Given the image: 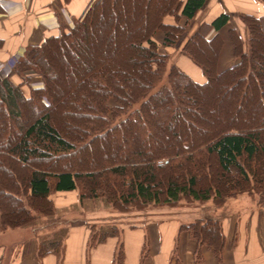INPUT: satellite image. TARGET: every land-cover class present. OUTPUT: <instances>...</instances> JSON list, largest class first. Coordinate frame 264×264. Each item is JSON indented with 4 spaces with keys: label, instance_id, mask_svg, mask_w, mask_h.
<instances>
[{
    "label": "trees",
    "instance_id": "obj_1",
    "mask_svg": "<svg viewBox=\"0 0 264 264\" xmlns=\"http://www.w3.org/2000/svg\"><path fill=\"white\" fill-rule=\"evenodd\" d=\"M205 3L93 0L73 25L64 23L58 35L25 49L0 82V232L54 216L50 196L56 192L77 191L82 204L104 198L122 212L195 203L219 207L243 195L259 196L264 206V17L240 15L249 41L245 45L230 31L239 62L222 72L219 33L229 16L198 27L180 51L202 70L203 84L170 64L171 56L153 39L161 31L166 47L178 45L185 33L180 20L195 19ZM168 16L176 25L165 24ZM212 30L216 35L209 37ZM116 38L120 43L97 57L101 40ZM30 73L41 77L43 87L31 88L26 97L22 87ZM62 74L77 81L71 92L61 84ZM208 92L232 96L219 105L222 115L229 111V123L204 116ZM110 145L115 153L106 152ZM102 150L98 167L92 159ZM96 228L89 247L118 235ZM181 229L221 260L220 221L198 219ZM63 252L64 241L56 238L40 242L37 256L53 254L61 262ZM123 260L121 243L116 264Z\"/></svg>",
    "mask_w": 264,
    "mask_h": 264
},
{
    "label": "crops",
    "instance_id": "obj_2",
    "mask_svg": "<svg viewBox=\"0 0 264 264\" xmlns=\"http://www.w3.org/2000/svg\"><path fill=\"white\" fill-rule=\"evenodd\" d=\"M92 1L0 0V82L10 77L13 70L10 68L11 62L21 56L27 47L39 46L47 38L58 35L62 24L71 25L74 20L80 19ZM224 14L229 16V22L219 33L224 42L222 52L227 47L224 34H228L233 53L230 31L235 30L243 40L246 28L240 15L264 17V2L206 0L195 19L180 20L185 33L178 45L166 47L161 31L153 39L159 48H165L169 55H175L174 64L177 67L195 82L203 84L206 77L190 58L181 53L180 42L189 31L196 32L200 25L212 24ZM164 22L176 25V19L172 16L166 17ZM215 35L216 32L212 30L209 37ZM222 52L218 67L222 61ZM188 59L193 63L192 67L197 68L198 75L193 76L185 69L186 61L190 62ZM229 61L232 64L239 62L234 54L233 58H228ZM27 75H30V83L22 87V91L29 97L31 88H42L43 81L33 73ZM11 80L15 84L21 83L17 75L11 76ZM50 199L57 213L66 215L64 220L53 224L52 220L44 218V221H37L33 225L0 232V264H116V254L121 243L123 264H264V208L258 206L252 197L229 199L219 207L211 203H195L190 205L198 209L180 211L179 208L163 207L138 219L131 216L126 222L116 224L117 236L109 237L93 247H89L92 227L102 225V221L95 219L105 213L87 211L85 206L92 202L87 200L82 204L77 191L56 192ZM198 219L221 222L225 241L221 260L207 246L199 245L191 231L181 229ZM128 220L133 222L127 223ZM56 238L64 241L61 262L53 254L38 259L40 242Z\"/></svg>",
    "mask_w": 264,
    "mask_h": 264
},
{
    "label": "rangeland",
    "instance_id": "obj_3",
    "mask_svg": "<svg viewBox=\"0 0 264 264\" xmlns=\"http://www.w3.org/2000/svg\"><path fill=\"white\" fill-rule=\"evenodd\" d=\"M124 22V19L122 18V23ZM71 25H73V22L71 23ZM246 30V34H244L243 36V41L244 43L247 45L248 41H249V34H248V31L247 29ZM195 33V31H189L185 36L184 38L181 40L180 44L181 46H183V44ZM224 37H226L227 39V47L223 50L222 52V61H221V64L219 65L218 67V71L219 72H222L226 69H229L231 67H233L235 64H232L231 62L232 61H229L227 62L228 58L232 57L233 58V53H232V47H231V43H230V39H229V36L228 34H224ZM104 39V38H103ZM117 40V41H116ZM115 42V43H120V41L116 38L112 41H110L109 44H105V41L101 40V44H100V47L99 49L96 51V55L97 57L102 54H104L105 52L104 51H112L113 49V46H112V43ZM106 48V49H104ZM118 48V51H119V46L116 47V49ZM164 50V51H163ZM160 51L162 53H166L168 54V52L166 51L165 48H160ZM171 56V60H170V64H174L175 62V55H170ZM189 60V59H188ZM190 61V60H189ZM191 62V61H190ZM187 62L184 64V67L187 71H189V73L193 76L195 75H198L199 72L197 70V68H193L192 67V62ZM237 64V62H236ZM75 67H76V63H75ZM203 75V74H202ZM30 75H26V78L28 79V83H30V78H29ZM63 76V74H62ZM80 75L77 73V78L79 77ZM64 77V76H63ZM64 81H60L61 84H65V87L67 88V90H69L71 92V87L72 86H75L77 84V81H74L73 83L70 81V80H66V78L64 77L63 78ZM214 92V91H213ZM213 92H208V95H207V99H208V103L204 104L203 105V108H204V116L206 117V114H208L209 116V121L212 122L214 119L216 118H220L221 120V123L222 124H226V123H229L230 122V116L226 115L228 114V110L225 114L222 115V111L220 110L219 108V105L221 103H224V101L226 100L227 102L226 103H230L229 101H232L231 100V97L232 96H226V95H223L222 94H216L213 93ZM213 93V94H211ZM227 97H229V99H227ZM225 103V104H226ZM72 104V103H71ZM227 105V104H226ZM72 105H67V106H64V112L65 111H68V109H71ZM69 112V111H68ZM218 112L217 115H215V113ZM62 116H63V113H61ZM248 115H252V113H247ZM212 115H214L215 117H213ZM244 115V114H243ZM241 116L240 118L241 119H245L244 117H246L247 115H244V116ZM60 117V121H65L66 122V119L61 117V115H58ZM235 117V116H234ZM58 118V117H57ZM207 118V117H206ZM212 119V120H211ZM215 121V120H214ZM216 123V121H215ZM70 126L72 124H69ZM68 127V125L66 124L63 128L64 130H66V128ZM214 127V126H213ZM216 128V127H214ZM213 128V129H214ZM106 152L108 154H112L115 153L114 151V148L110 145L108 148H106ZM106 152H104V150H102V156H100L99 158H97V156H95L92 161H94V164H97L98 163V167H101L103 165V162H102V159L105 157L106 155ZM243 196H248V195H243ZM248 197H252L253 200L256 202V204L258 206H261L264 208L263 204H262V200L260 199L259 196H248ZM92 203H90L89 206H85V209L87 208V211L89 210L90 212H99V213H105L103 215H101L99 218H96L95 221H102V225H96L97 228L95 229V232H98V230H107V231H118V227L116 226V224H121L122 222H126V219L131 217V216H135L134 219H138L139 217H143L144 215L146 214H149L150 212H153L157 209H159V207H148L146 209H136V208H130L129 211H126V212H122V211H119L117 209H115L106 199L104 198H100V199H96V200H91ZM210 204V203H209ZM212 205V203H211ZM191 205L190 204H181L179 207V210L180 211H187L189 208H199V207H190ZM66 215L64 213H56L54 216L52 217H44L46 219H49V220H52V222H54L53 224L56 223V221L58 222H61L62 220H64V217ZM43 217L40 218L38 221H44ZM136 221V220H135ZM37 222V221H36ZM133 220H128L127 223H132ZM94 224H97L94 223ZM100 224V223H99ZM33 225V224H31Z\"/></svg>",
    "mask_w": 264,
    "mask_h": 264
},
{
    "label": "built area",
    "instance_id": "obj_4",
    "mask_svg": "<svg viewBox=\"0 0 264 264\" xmlns=\"http://www.w3.org/2000/svg\"><path fill=\"white\" fill-rule=\"evenodd\" d=\"M19 57H16L10 64V68L12 69L14 67V65L16 64L17 60Z\"/></svg>",
    "mask_w": 264,
    "mask_h": 264
}]
</instances>
